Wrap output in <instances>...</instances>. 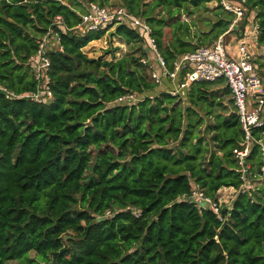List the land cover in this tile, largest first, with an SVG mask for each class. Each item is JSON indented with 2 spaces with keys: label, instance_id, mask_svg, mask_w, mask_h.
Instances as JSON below:
<instances>
[{
  "label": "trees",
  "instance_id": "16d2710c",
  "mask_svg": "<svg viewBox=\"0 0 264 264\" xmlns=\"http://www.w3.org/2000/svg\"><path fill=\"white\" fill-rule=\"evenodd\" d=\"M90 3L143 20L168 72L234 19L220 0H0V264H37L31 252L50 264H264L259 148L244 177L233 153L243 139L238 118L213 111L222 103L210 87L224 84L230 96L224 81L193 82L177 95L167 83L148 95L157 84L141 46L120 58L107 50L110 60L83 51L106 34L144 42L125 24L80 30ZM211 3L202 26L181 21ZM244 5L242 27L229 33L242 34L253 15L262 45L264 0ZM49 30L59 38L46 53L52 100L37 103L25 97L36 91L30 61ZM127 96L141 97L120 101ZM194 186L214 202L222 188L236 194L217 216L184 199Z\"/></svg>",
  "mask_w": 264,
  "mask_h": 264
},
{
  "label": "built area",
  "instance_id": "2783aa9c",
  "mask_svg": "<svg viewBox=\"0 0 264 264\" xmlns=\"http://www.w3.org/2000/svg\"><path fill=\"white\" fill-rule=\"evenodd\" d=\"M222 8L231 13L234 19L228 32L234 30L236 25L246 16L245 0H220ZM86 12L81 16L82 22L78 26L80 30L96 31L107 26L125 24L136 29L147 42L152 52L153 63L142 60V64L151 69V77L155 84L161 85L164 80H169L176 85L168 92L172 95L178 94V90L187 89L193 82H217L223 80L230 92L234 113L238 118L243 139L241 147L233 151L238 164L243 167L244 177L245 158L251 148L257 145L259 148L261 166L259 180L264 182V137L256 138L254 131L264 128V84L258 73V67L248 50V43L243 35L238 38L236 57H233L225 48L224 38L221 36L211 46L200 47L190 54L179 57L175 63L174 71L165 69L164 61L156 48L155 39L151 35V28L140 18L133 17L122 8H107L96 3H90ZM58 19V18H57ZM58 36L48 31L40 40L39 48L30 61L34 79L36 80V91L25 97L33 99L37 103H47L52 100L49 88L48 68L49 59L46 53L52 50V46L58 41ZM150 60V59H149ZM0 91L7 92L0 86ZM136 98V97H135ZM133 96L120 99L121 102L135 101ZM263 132H260L262 135ZM254 185L246 183L243 189H253ZM184 199L190 202H198L207 205L219 216L220 205L205 196L199 187L194 186Z\"/></svg>",
  "mask_w": 264,
  "mask_h": 264
},
{
  "label": "rangeland",
  "instance_id": "374dc122",
  "mask_svg": "<svg viewBox=\"0 0 264 264\" xmlns=\"http://www.w3.org/2000/svg\"><path fill=\"white\" fill-rule=\"evenodd\" d=\"M112 3L113 2H110L111 5H112ZM206 7L207 8H202L199 11V13H195L193 16H187L185 14L182 15L181 21L192 22L195 18H197V19L199 18L200 22H201L200 26H202V20L213 19L211 13L209 14V12H206V10L207 9H213L215 7V4L211 3V4H208ZM108 8H111V7H108ZM113 8L114 7H112L111 9H113ZM115 8H118V7H115ZM248 21H251L252 23L247 24V28L250 30H248V36H246L245 39L247 40V43H248V50H249L250 54L252 55V58L256 62V65L258 67V73H259L260 77L262 78V82L264 84V43H262V45L258 44V40H257L258 30H257L255 23L253 22V15H249V17L247 18V22ZM165 32L168 34L169 29H166ZM229 34H233V33H229ZM229 34L227 36H229ZM231 36L232 35H230V37ZM230 37L226 38V40L228 42L230 40ZM225 38H224V40H225ZM226 40H225V44H226L225 48L228 52H230L231 47L228 46L229 43ZM237 41L238 40L236 39V41L231 42V44L234 46L232 49H234L235 51H236L235 48L237 45ZM140 46L146 52V56L144 58H142L141 61L142 60H145V61L148 60L152 65V63H153L152 52L148 48L149 46L147 45V42H145V41L144 42L142 41L141 44L126 45L119 38L113 37L110 39V37L106 34L102 39L89 43L88 46H86L83 49V51L91 58L102 57L105 60H110L111 56L109 54H106L107 50L116 49L115 50V58H120L123 55L133 53ZM136 55H138V54H136ZM151 69H152V66H151ZM151 69L150 68L147 69L150 77H151V73H152ZM167 83H171V82L169 80H164L161 85H157L155 92L149 93L148 95H150V96L152 94L155 95L161 91L167 90L166 89ZM223 88H224V84H213L210 87L209 91H213V94L215 96V103L218 101H220L222 103V107H219V108L214 107L213 111L216 113H219V114L229 115L230 113L234 112V109H233V105H232L230 96L224 94ZM178 92H179L178 94H180L182 92V90L179 89ZM139 97H141V96L136 97L135 101H138ZM205 121H206V119H205ZM207 121L212 122L213 116H211L209 119L207 118ZM257 184H258V182H255L253 184L254 187ZM231 191L232 190H224V192L222 191L221 194H219L220 192L218 191V196L221 197L220 198L221 200H218L220 207L223 205H229L231 203L230 200L235 195ZM28 257L30 260H34V261L36 260L37 264H50V263H46V262H39L36 259V254L33 252H31L28 255ZM7 264H21V263L17 262V261H11V262H8Z\"/></svg>",
  "mask_w": 264,
  "mask_h": 264
},
{
  "label": "crops",
  "instance_id": "0c3cea01",
  "mask_svg": "<svg viewBox=\"0 0 264 264\" xmlns=\"http://www.w3.org/2000/svg\"><path fill=\"white\" fill-rule=\"evenodd\" d=\"M248 23H252L251 21H246V25L245 26H243V27H245V30H242V34H241V31H237L236 33H233V34H229V36H227L226 38H228V37H230V35H232L231 37H230V40H229V42L226 40V38H225V40L229 43L228 44V46H230L231 47V50H230V54L233 56V57H236V51L234 50V49H232L234 46L231 44V42L232 41H236V39L238 40V38H241L243 35L246 37V36H248V30H250V29H248L247 28V24ZM235 27H242V21H240L239 23H238V25H236ZM236 30V29H235ZM238 30V29H237ZM241 34V35H240ZM240 35V36H239ZM224 40V41H225ZM247 41V40H246ZM237 44H238V41H237ZM236 48H237V45H236ZM235 48V49H236ZM176 85V83L175 82H172V83H170V89H173V87ZM165 91H167V90H165ZM169 91V90H168ZM224 190H232L231 192L232 193H234V194H236V191L233 189V188H222V189H220L219 190V194H221V192L223 191L224 192ZM234 197H235V195L232 197V199L230 200V202L231 201H233V199H234ZM221 197H219L218 196V200H221L220 199Z\"/></svg>",
  "mask_w": 264,
  "mask_h": 264
}]
</instances>
